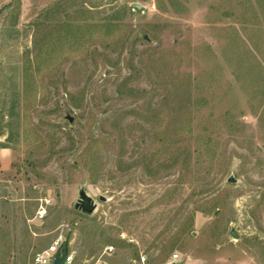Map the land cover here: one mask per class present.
I'll return each instance as SVG.
<instances>
[{
	"label": "rangeland",
	"instance_id": "374dc122",
	"mask_svg": "<svg viewBox=\"0 0 264 264\" xmlns=\"http://www.w3.org/2000/svg\"><path fill=\"white\" fill-rule=\"evenodd\" d=\"M58 236L264 264V0H0V264Z\"/></svg>",
	"mask_w": 264,
	"mask_h": 264
},
{
	"label": "built area",
	"instance_id": "2783aa9c",
	"mask_svg": "<svg viewBox=\"0 0 264 264\" xmlns=\"http://www.w3.org/2000/svg\"><path fill=\"white\" fill-rule=\"evenodd\" d=\"M63 245L64 241L62 237H56L49 247L35 253L29 264H51L55 254L58 251L62 252ZM61 264H74V253L68 248V246L65 259Z\"/></svg>",
	"mask_w": 264,
	"mask_h": 264
},
{
	"label": "water",
	"instance_id": "95a60500",
	"mask_svg": "<svg viewBox=\"0 0 264 264\" xmlns=\"http://www.w3.org/2000/svg\"><path fill=\"white\" fill-rule=\"evenodd\" d=\"M131 7L132 9L137 10L139 12H143L144 10L141 6L137 4H131ZM227 182L234 183L235 181L232 178H228ZM77 208L85 214H91L95 210V205L93 204V201L89 197H87L84 194H80V197L77 201ZM230 235L232 236V238H236V235L232 231L230 232ZM66 250H67V243L64 242L62 252L58 251L55 254L51 264H61L65 259Z\"/></svg>",
	"mask_w": 264,
	"mask_h": 264
}]
</instances>
